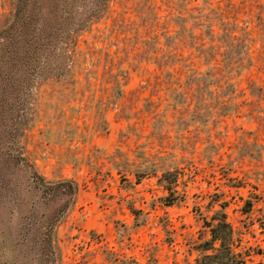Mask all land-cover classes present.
<instances>
[{
	"label": "rangeland",
	"instance_id": "obj_1",
	"mask_svg": "<svg viewBox=\"0 0 264 264\" xmlns=\"http://www.w3.org/2000/svg\"><path fill=\"white\" fill-rule=\"evenodd\" d=\"M15 2L0 0V31ZM59 56L41 65L17 128L40 183L75 190L49 264H196L221 211L237 261L264 264V0H107ZM12 205L0 264H22Z\"/></svg>",
	"mask_w": 264,
	"mask_h": 264
},
{
	"label": "trees",
	"instance_id": "obj_2",
	"mask_svg": "<svg viewBox=\"0 0 264 264\" xmlns=\"http://www.w3.org/2000/svg\"><path fill=\"white\" fill-rule=\"evenodd\" d=\"M106 2L16 0L11 23L0 31V200L8 197L0 201V213L13 203L10 220L15 232L9 245L16 250L14 260L22 264H27L37 246L41 249V264L51 262L50 229L71 203L75 190L67 180L48 187L40 183L41 177L24 163L19 153L17 128L41 65L58 60L63 38L101 13ZM165 44L163 41L161 45ZM165 56L166 53L157 55L158 66ZM236 72L231 71L239 74ZM197 76L199 84L202 74ZM225 108L224 103L222 109ZM170 176L171 172L162 171L158 178L168 192L173 182ZM165 204L171 205L173 201L167 200ZM207 227L210 238L202 243L196 264H240L231 249L232 228L225 213L221 211L219 217H212Z\"/></svg>",
	"mask_w": 264,
	"mask_h": 264
}]
</instances>
